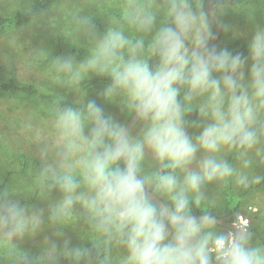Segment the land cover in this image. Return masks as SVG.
<instances>
[{
    "label": "clouds",
    "instance_id": "9594fccd",
    "mask_svg": "<svg viewBox=\"0 0 264 264\" xmlns=\"http://www.w3.org/2000/svg\"><path fill=\"white\" fill-rule=\"evenodd\" d=\"M166 15L173 26L161 27L147 45L143 38L125 35L122 27L97 37L85 21L93 41L90 55L79 64L57 60L58 71L73 82L89 73L107 77L102 95L118 100L124 120L106 117L95 101L83 109L56 110L59 170L48 171L64 198L53 216L69 215L80 204L94 229L125 249L121 264H264V248L248 246L250 234L238 228L217 232L210 217L188 218L189 193L199 205L204 183L235 175L247 188L264 179L237 173L219 156L236 149L244 169L253 164L250 153L264 164L257 132L264 110V30L251 40L250 82L245 84L244 59L207 47L211 32L203 13H194L186 0H167ZM125 19L147 33L155 17L149 6L130 0ZM194 106L200 123L190 124L185 116ZM193 125L199 129L195 136L188 131ZM149 157L159 170L145 172ZM146 187L170 199V217L148 199ZM29 223L35 227L38 218L26 217L18 202L0 204V227L9 229V237L23 234ZM82 254L68 250L65 242V255L79 260Z\"/></svg>",
    "mask_w": 264,
    "mask_h": 264
},
{
    "label": "rangeland",
    "instance_id": "374dc122",
    "mask_svg": "<svg viewBox=\"0 0 264 264\" xmlns=\"http://www.w3.org/2000/svg\"><path fill=\"white\" fill-rule=\"evenodd\" d=\"M149 6L155 20L150 32L137 31L128 25L125 13L130 0H54L52 5L33 21L21 26L0 30V80L13 77L18 83L32 84L41 95H26L19 92L0 90V204L5 201L18 202L25 209L29 219L38 218L35 227L29 223L23 234L8 236V228L0 227V264H121L125 249L109 242L93 227L89 215L80 205L73 206L71 214L53 216L64 198L58 186H53L50 168L59 170L61 148L53 128L56 107L53 99L59 98L72 103L73 108H85L88 100H94L106 117L123 121L118 100H109L102 93L110 81H95L99 76L87 74L78 82L71 81L66 74L59 72L57 60L71 58L75 64L83 62L93 47L87 25L96 32L97 37L110 28H123L125 35L149 43L154 34L165 26L167 0H137ZM32 0H0V14L30 8ZM203 13L208 21L210 32L214 30L211 18ZM222 23L220 42L229 43L240 39L249 47L243 58L244 82H250L251 68L250 43L257 31L264 30V0H248L238 7L224 5L217 10ZM94 20V21H93ZM99 23L100 25L98 26ZM77 48L81 55L72 50ZM219 77V73H214ZM185 90H182L181 96ZM196 103V102H194ZM197 110V108L194 106ZM264 121L261 110L258 124ZM200 123L197 119L194 121ZM191 124V123H190ZM86 126L85 132L89 130ZM189 134L195 136L199 129L193 125ZM264 143V131L258 132ZM200 154L198 153V156ZM250 168L242 167L243 159L236 149H225L219 156L226 159L237 173L246 172L249 177H264V164L253 153ZM25 163V166L21 165ZM193 164L190 167H194ZM145 172L152 173L160 165L149 157L144 165ZM183 179V173L178 171ZM245 187L236 182L235 175L225 180L206 182L201 186V204L214 206L218 216L227 212L224 194L229 190L238 195ZM83 191V187L79 189ZM156 193V192H155ZM162 198H168L156 193ZM195 194L189 193L190 199ZM242 213L238 220L251 226L249 247L264 248L260 238H264V183L252 188L241 196ZM252 216L250 219L247 215ZM236 221V222H237ZM215 224L217 232H231L226 227ZM247 233V231L245 232ZM68 250L79 249L83 253L79 260L65 255V242ZM101 250L104 247V261L97 262L89 255L88 248Z\"/></svg>",
    "mask_w": 264,
    "mask_h": 264
},
{
    "label": "trees",
    "instance_id": "16d2710c",
    "mask_svg": "<svg viewBox=\"0 0 264 264\" xmlns=\"http://www.w3.org/2000/svg\"><path fill=\"white\" fill-rule=\"evenodd\" d=\"M205 1L206 0H186L189 8L196 14H198L200 11H203L204 13L207 14L205 10ZM247 1L248 0H216L214 2V8L215 11L217 12V10L223 7L224 5H228L231 7H238ZM53 2L54 0H32L30 8L27 10L24 11L17 10L11 13L0 14V30L15 28L33 21L34 19L39 17L45 10H47L52 5ZM97 24L98 26L100 25L99 23ZM172 26L173 25L171 23V18L168 17L164 27H172ZM219 38L213 44L207 47L209 48L215 47L217 53L221 51H226L230 53L232 56H240L242 59L246 57L249 50V47L246 43L242 42L240 39H235L230 41L229 43L223 44L222 42H220ZM145 44L147 45L148 43L145 42ZM72 50L75 52L76 55L78 56L81 55L79 49L73 48ZM149 62L152 63L153 61L150 60ZM98 80L109 81L107 77L99 76L98 78L92 80L89 83H85L84 85L89 86ZM0 90L7 92L8 91L19 92L26 95H41L39 90L34 85L18 83L13 77H9L6 80H0ZM88 101H94V100L90 99ZM53 104L57 110L69 106L73 107L72 103H70L69 101L59 98L53 99ZM185 119L189 123L194 122L197 119V110L193 107L192 110L186 114ZM262 124H264V121L260 124H257V132L264 131V127L261 126ZM21 165L25 166V163L21 162ZM6 179H7L6 177L2 179V181L0 182V188L2 187ZM263 183H264V179H262L258 184H250L247 188H244L242 192H240L238 195L232 194L229 190L225 192L224 202L226 205L227 212L224 216L228 221L236 222L238 220V216L242 213L241 196L248 193L252 188H256L263 185ZM148 188H150L153 191L151 187ZM163 199L165 203L168 205L170 211L172 212L173 206L170 199L169 198H163ZM189 208H190V215H198V214L217 215L214 206H206L201 203L197 205L196 203L193 202L192 199H190ZM245 215H247L250 219H252V216H250L249 214L246 213ZM218 226L224 227L219 224ZM246 231L247 233L248 232L250 233L252 231L251 226H246ZM260 240L264 244V238L261 237ZM103 249L96 250V248L94 247H89L88 248L89 255L97 262L102 263L104 261ZM26 262L27 260L24 258L20 260V264H26Z\"/></svg>",
    "mask_w": 264,
    "mask_h": 264
},
{
    "label": "water",
    "instance_id": "95a60500",
    "mask_svg": "<svg viewBox=\"0 0 264 264\" xmlns=\"http://www.w3.org/2000/svg\"><path fill=\"white\" fill-rule=\"evenodd\" d=\"M216 0H206L205 1V10L211 20L214 23V30L211 33V38L208 41L207 46L213 44L220 36L221 30H222V23L218 19L217 13L214 8V2ZM189 50H192V45H188ZM128 131V128L125 129ZM145 194L148 197L150 201H152L159 210H161L166 216H171V211L168 207V205L165 203L164 199L156 194L154 191H152L150 188L146 187ZM205 217H210L214 223L222 225L226 228H228L231 232L235 231L236 228L240 229L242 232H246V226L240 221L237 222H230L226 219L225 216H218V215H208V214H198V215H189V219L194 221H201Z\"/></svg>",
    "mask_w": 264,
    "mask_h": 264
}]
</instances>
